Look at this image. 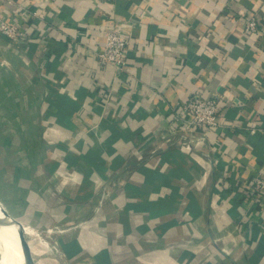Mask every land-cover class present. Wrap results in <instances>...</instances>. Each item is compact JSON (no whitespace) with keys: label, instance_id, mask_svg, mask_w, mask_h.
<instances>
[{"label":"crops","instance_id":"1","mask_svg":"<svg viewBox=\"0 0 264 264\" xmlns=\"http://www.w3.org/2000/svg\"><path fill=\"white\" fill-rule=\"evenodd\" d=\"M0 19L21 26L0 35V202L62 227L63 264H264V192L247 196L264 175V0H16ZM110 30L130 40L117 72L97 57ZM199 92L221 96L222 127L173 147Z\"/></svg>","mask_w":264,"mask_h":264},{"label":"built area","instance_id":"2","mask_svg":"<svg viewBox=\"0 0 264 264\" xmlns=\"http://www.w3.org/2000/svg\"><path fill=\"white\" fill-rule=\"evenodd\" d=\"M16 0H0L1 4H15ZM263 26V15L255 11H247L244 14L243 30L246 34L257 35ZM21 31V26L16 22H9L0 19V35L10 40H17ZM129 38L116 30L106 32L102 49L97 52V57L101 63L107 64L113 71H121L128 62ZM221 96H205L195 93L191 95L177 112L175 120L181 122L179 127L171 136V146L184 150H193L195 139H207L206 132L211 128L222 127L221 121ZM169 142V143H170ZM165 145H160L163 148ZM248 197L261 198L264 192V175H256L249 187ZM30 227L38 238L42 234L58 232L60 228L39 229ZM48 237V234H47Z\"/></svg>","mask_w":264,"mask_h":264},{"label":"water","instance_id":"3","mask_svg":"<svg viewBox=\"0 0 264 264\" xmlns=\"http://www.w3.org/2000/svg\"><path fill=\"white\" fill-rule=\"evenodd\" d=\"M0 229L2 232L6 234L9 238H14L16 241L19 242L22 251V260L21 264H38L35 260L31 245L26 237V225L19 221L18 219L14 218L3 206L0 202ZM15 232L16 236H15ZM2 253H0V257ZM19 258L17 260V264H19ZM1 264V263H0Z\"/></svg>","mask_w":264,"mask_h":264},{"label":"bare ground","instance_id":"4","mask_svg":"<svg viewBox=\"0 0 264 264\" xmlns=\"http://www.w3.org/2000/svg\"><path fill=\"white\" fill-rule=\"evenodd\" d=\"M16 233L17 232H15V236H16ZM26 234L30 238L37 237L36 234L33 232V230L30 227H26ZM44 237L46 238V236H44ZM15 239H17V238H14L12 240V238H9L8 236H6V234H4L2 232V229H0V253H2V256H3V257L2 256L0 257V263L1 264H17L18 258L20 260L19 264H21V260H22L21 246H20L19 242L16 241ZM29 241H30V244H31V247H32L33 239L29 240ZM45 244H46V248L47 249H44L42 251H46L47 253H51L52 250H53V252H55V248L53 249V247L48 245V243H46V242H45ZM32 252L34 254H37V252L35 250H33V249H32ZM60 256H61V254H60Z\"/></svg>","mask_w":264,"mask_h":264},{"label":"rangeland","instance_id":"5","mask_svg":"<svg viewBox=\"0 0 264 264\" xmlns=\"http://www.w3.org/2000/svg\"><path fill=\"white\" fill-rule=\"evenodd\" d=\"M31 227H34V226H31ZM34 228H36V227H34ZM57 228H60V229H58L59 230L58 232H60V230L63 229L62 227H57ZM44 230H46V229H44ZM55 233H57V232H55ZM47 234H48V237H47ZM44 236H46V238ZM26 237H27L28 241L33 239L31 250L33 249L37 252V254H35V255H37L38 261H41L42 263H47V262L53 263V261L58 258L57 263L63 264V262L61 261L62 258L60 257V253H58L57 251L53 252V250H52L51 253H47L46 251H42L44 249H47L45 242L48 243V245L52 246L53 249L55 248V241H57V236L54 233L49 234L48 232H45L44 234H42V238H38V237L30 238L29 236H27V234H26ZM29 243H30V241H29ZM49 255L51 257H49ZM45 261H47V262H45Z\"/></svg>","mask_w":264,"mask_h":264}]
</instances>
